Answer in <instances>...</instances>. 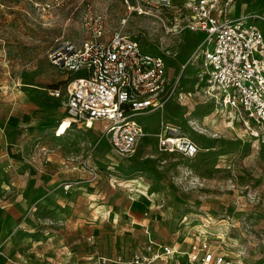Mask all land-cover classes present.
Masks as SVG:
<instances>
[{"label": "rangeland", "instance_id": "obj_1", "mask_svg": "<svg viewBox=\"0 0 264 264\" xmlns=\"http://www.w3.org/2000/svg\"><path fill=\"white\" fill-rule=\"evenodd\" d=\"M89 8L103 13L109 28L120 27L125 14L121 0H68L43 18L32 6L7 0L0 19V118L14 116L23 88L34 85L50 99L35 127L8 121L5 148L0 145V199L34 192L21 210L23 220L9 223L0 238V264H65L95 254L129 257L150 239L187 249L200 235L230 257L264 264V144L241 121L216 112L214 101L204 102L200 95L188 105L174 100L164 111L141 117L145 136L130 158L114 154L103 122L53 140L52 112L62 103L50 90L64 88L73 77L50 53L66 41L81 45ZM235 9L256 13L254 23L264 33V0H237ZM124 32L144 51L163 56L171 76L180 74L181 63L206 37L166 34L138 15ZM183 81L191 90L189 77ZM163 121L181 126L200 153L187 158L158 150L156 133ZM64 122L58 131L66 133ZM33 170L39 177L35 187L30 186ZM0 205L3 211L15 208L11 202ZM168 264L185 261L178 255Z\"/></svg>", "mask_w": 264, "mask_h": 264}, {"label": "built area", "instance_id": "obj_2", "mask_svg": "<svg viewBox=\"0 0 264 264\" xmlns=\"http://www.w3.org/2000/svg\"><path fill=\"white\" fill-rule=\"evenodd\" d=\"M14 1L32 6L43 18L68 2ZM236 1L121 0L125 14L117 28L108 27L103 13L85 10L82 24L87 37L81 45L66 41L50 53L53 63L73 77L64 89L50 90L52 96H64L69 127L91 129L102 121L114 154L130 157L145 136L141 117L164 111L170 101L188 105L200 95L204 102L217 104L216 112L241 121L264 144V33L254 23L256 13L232 16ZM6 2L0 0V19ZM133 15L148 18L166 34L201 32L206 37L181 63L180 74L171 76L163 56L144 51L135 37L124 32ZM186 77L191 90L184 85ZM56 134L60 135L58 130ZM156 137L161 152L194 158L201 150L171 122H161ZM178 255L185 264H248L213 248L202 235L187 249L150 239L128 258L94 255L65 264H168Z\"/></svg>", "mask_w": 264, "mask_h": 264}, {"label": "crops", "instance_id": "obj_3", "mask_svg": "<svg viewBox=\"0 0 264 264\" xmlns=\"http://www.w3.org/2000/svg\"><path fill=\"white\" fill-rule=\"evenodd\" d=\"M246 12H249V11L248 10H236L235 7L232 8V10H231L233 17H237L240 14L246 13ZM67 75L71 76L68 72H67ZM53 89H64V88H53ZM19 92L22 93V96H19V98L17 99L16 112L13 113L14 116L12 114L13 117H10L8 119V121H10V123H15L16 125H29L30 127L33 128V127H35V125L37 123L41 122L42 119L39 116H41L42 113H40V112H45V110H47L49 108L50 99L47 98V96H45V94L42 91L38 90L36 88V86H34V85H32V87H29L26 89L23 88ZM52 97L54 99H61V103H62L61 105L54 106V112H52L53 117L51 119L53 122H56V123H54V125H52L50 127V130H48V131H50V133H52L53 140H55V141L63 140V138L68 136V134H70L75 129L82 128L84 130H88L82 125L74 124L71 127L67 128V131L65 134L64 133L60 134V135L56 134L58 127L66 119L67 113H66V108L64 106V99H65L64 96H62V97L52 96ZM37 110H39V111H37ZM8 121L6 119L0 118V145L3 148H5V146L3 145V142L5 141L4 138H6V137H4L5 131L9 127ZM97 122H102V121H96L94 126L91 129H95ZM50 124H52V123H50ZM102 133H103V130H102ZM156 143H157V140H156ZM156 147L158 149L157 144H156ZM170 154H172V153H170ZM132 156H130V157H132ZM11 169L12 168H9V167L5 168L6 171H10ZM38 180H39L38 173L35 170H33L32 171V183L30 184V186L35 187V185H37V183H38ZM33 191H34V189H33ZM33 199H34V192L32 193V195H27L25 192H22L20 194H17L16 196L15 195L12 196L11 198H9L8 201H7V198L5 196H4V198L0 199V202H2V205L4 203L7 204V202H9V203L11 202L15 206V208H13L10 211H8V210L3 211V209H5L4 208L5 205L2 207L0 205V238L5 233V229L9 223H11L15 220H20V222L23 220V217L26 214L21 212V210H24L25 208H27L29 205V202ZM95 255H105V254H95ZM92 256H94V255H92ZM105 256H110V255H105ZM113 256H117V255H113ZM113 256H111V257H113ZM88 257H90V256H88ZM86 258L87 257H84L83 259H86ZM126 258H128V257H126ZM12 260H13V258L10 257L8 261L12 262ZM76 261H80V260H76ZM69 262H71V261H69ZM69 262H65V263H69Z\"/></svg>", "mask_w": 264, "mask_h": 264}, {"label": "bare ground", "instance_id": "obj_4", "mask_svg": "<svg viewBox=\"0 0 264 264\" xmlns=\"http://www.w3.org/2000/svg\"><path fill=\"white\" fill-rule=\"evenodd\" d=\"M70 123V119L66 117L64 126L67 127V125ZM64 128V127H63ZM59 133L63 134L65 133V130H62V128L59 129Z\"/></svg>", "mask_w": 264, "mask_h": 264}]
</instances>
